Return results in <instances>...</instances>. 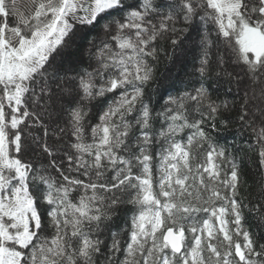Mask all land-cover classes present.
I'll return each instance as SVG.
<instances>
[{
    "label": "snow or ice",
    "instance_id": "6c2138e0",
    "mask_svg": "<svg viewBox=\"0 0 264 264\" xmlns=\"http://www.w3.org/2000/svg\"><path fill=\"white\" fill-rule=\"evenodd\" d=\"M161 41L198 66L157 109ZM231 125L257 146L255 203L214 135ZM253 213L264 228V0H0V264H264Z\"/></svg>",
    "mask_w": 264,
    "mask_h": 264
},
{
    "label": "trees",
    "instance_id": "16d2710c",
    "mask_svg": "<svg viewBox=\"0 0 264 264\" xmlns=\"http://www.w3.org/2000/svg\"><path fill=\"white\" fill-rule=\"evenodd\" d=\"M94 35L95 33L88 34L86 38L81 37L75 42V47H78L84 52L82 57L83 65H86L88 62L86 51L88 48V40L92 39ZM159 46L162 50L159 52L158 62H156V79L149 85L146 93L151 97L157 109H159L160 105L163 104L164 100L167 99L169 95H176L178 92H183L186 88H190L189 80L192 78L194 65L198 66V60L196 59L198 52L192 51L191 54L181 62L179 58L169 59V54L173 51L170 44L161 41ZM212 51L214 61L216 49L213 48ZM215 67V62H213V72L209 79V84L214 89L213 94H219L223 99L232 100V95H225L228 91V83L223 77L217 78L215 76ZM234 92L235 86L233 85V93ZM238 104L239 101H237V106ZM232 115L235 114L233 113ZM214 135L221 143L226 142L233 146L234 151L239 155L240 159L243 160V167L249 177V183L245 185L241 191L248 199L255 203L256 199H259V193L257 191L259 186L255 183L258 179L255 175L258 157L257 146L252 142L251 131L249 130L241 134L237 130L236 125H231L227 130H218ZM245 203H248V200H245ZM125 218L126 217L122 213L119 219L114 222V229L123 227ZM247 223L252 226L258 236H264V228L257 227V220L255 219L254 213L248 215Z\"/></svg>",
    "mask_w": 264,
    "mask_h": 264
}]
</instances>
